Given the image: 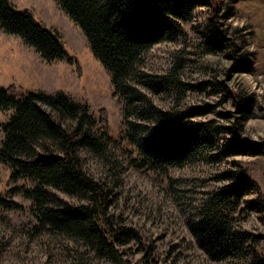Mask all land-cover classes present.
Masks as SVG:
<instances>
[{"label": "trees", "instance_id": "trees-1", "mask_svg": "<svg viewBox=\"0 0 264 264\" xmlns=\"http://www.w3.org/2000/svg\"><path fill=\"white\" fill-rule=\"evenodd\" d=\"M56 1L82 30L91 53L110 74L115 96L123 105V137L135 150L142 168L167 174L206 156L213 160L231 158L244 155L249 148L255 155L262 154L260 144L239 143L238 136L233 135V143L221 155L213 156L214 138L220 130L213 123L195 122L209 110L174 112L155 106L152 94L186 92L179 73L183 62L160 79L140 71L148 52L157 45L186 38L184 25L193 21L198 9L206 8L210 19L202 36L205 52H228L234 72L253 73L247 55L241 53L224 24L235 13L229 5L223 6L224 0ZM0 27L19 37L49 64L74 63L60 34L40 24L31 11L17 9L12 0H0ZM225 99L233 100L242 120L254 116V102L249 97L230 93ZM0 111L13 112L1 126L4 140L0 165L10 168L12 182H23L10 190V198L0 195V208L21 209L11 198L21 195L32 203L39 233L68 236L99 257L119 260L116 246L139 240V236L132 229H115L111 222H104L108 193L101 180L87 170L90 158L116 164L107 113L102 110L96 117L89 105L74 101L63 91L54 95L42 91L19 94L15 87L1 86ZM221 130L229 132L230 128ZM222 178L227 184L208 194L190 230L210 260L237 262L250 235L232 224L231 215L257 185L232 171ZM247 249L251 264H264L256 252Z\"/></svg>", "mask_w": 264, "mask_h": 264}, {"label": "rangeland", "instance_id": "rangeland-1", "mask_svg": "<svg viewBox=\"0 0 264 264\" xmlns=\"http://www.w3.org/2000/svg\"><path fill=\"white\" fill-rule=\"evenodd\" d=\"M12 3L20 11H31L40 24L59 33L74 63L49 64L19 37L0 27V86L15 87L19 94L42 91L54 95L63 91L74 101L89 105L96 117L102 110L107 113L116 164L106 165L90 158L87 170L101 180L108 193L104 222H111L115 229L134 230L139 240L116 246L117 261L99 257L68 236L39 233L31 201L15 195L11 198L21 209L0 208V264H251L247 247L264 260V137L256 139L250 135L259 129L250 126L251 121L264 124V92L258 93L246 79L251 77L257 89L264 85V0L222 2L235 12L224 24L240 45L241 53L247 55L253 73L234 72L228 52H205L202 36L210 19L206 8L198 9L193 21L184 25L186 38L157 45L143 57L141 73L156 79L169 75L183 62V68L178 70L186 92L152 94L151 98L155 106L165 111L209 110L195 122L213 123L220 130L214 138L213 156L221 155L233 143V135L238 136L239 143H257L262 148L260 155L249 148L244 155L231 158L213 160L206 156L167 174L140 166L135 150L123 137V105L115 96L110 74L91 53L82 30L57 1ZM230 93L249 97L254 102V116L242 120L233 100L225 99ZM12 114L0 111V145L4 140L1 126ZM224 127L230 131L221 130ZM231 171L257 185V190L250 192L241 208L231 215L232 224L249 234L250 241L239 261H212L198 246L190 226L199 219L208 194L224 187L227 180L222 176ZM10 175V168L0 165V195L4 198H10V190L23 184L12 182ZM249 207L255 210L249 211Z\"/></svg>", "mask_w": 264, "mask_h": 264}, {"label": "bare ground", "instance_id": "bare-ground-1", "mask_svg": "<svg viewBox=\"0 0 264 264\" xmlns=\"http://www.w3.org/2000/svg\"><path fill=\"white\" fill-rule=\"evenodd\" d=\"M246 79H247V82L252 86V88L254 89V90H256L258 93H262V92H264V85L263 86H261L259 89H257V83H255L254 82V80L251 78V77H246ZM255 125V127H258L259 129L257 130V133L256 134H254V135H252V134H250L253 138H258V137H264V124H259L258 122H255V121H251L250 122V126H254ZM249 126V127H250Z\"/></svg>", "mask_w": 264, "mask_h": 264}]
</instances>
